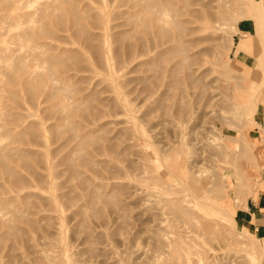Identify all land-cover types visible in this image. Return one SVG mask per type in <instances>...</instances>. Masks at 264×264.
<instances>
[{
  "label": "rangeland",
  "instance_id": "rangeland-1",
  "mask_svg": "<svg viewBox=\"0 0 264 264\" xmlns=\"http://www.w3.org/2000/svg\"><path fill=\"white\" fill-rule=\"evenodd\" d=\"M151 1L154 7L146 9ZM256 2L260 24L249 18L245 0L239 10L233 7L238 16L230 22L197 34L211 40L195 49L211 55L193 60L197 84L180 98L170 73L175 41L162 38L153 46L154 35L144 34L137 21L160 13L162 25L175 30L171 11L182 2L0 0V264H165L176 236L182 241L170 264H253L255 244H264V128L233 110L234 101L264 93L256 64L264 0ZM233 42L248 53L238 56ZM129 44L132 54L125 57ZM17 63L27 71H18ZM49 70L52 78L24 83L31 73ZM258 107L264 124V105ZM213 139L247 155L224 159L221 147L220 158L214 157ZM176 164L194 173L198 187L228 173L218 179L217 193L205 194L228 213L194 211L221 228L205 230L196 219L185 223L173 216L167 203L176 198L169 188L175 180L167 167L176 170Z\"/></svg>",
  "mask_w": 264,
  "mask_h": 264
},
{
  "label": "bare ground",
  "instance_id": "bare-ground-1",
  "mask_svg": "<svg viewBox=\"0 0 264 264\" xmlns=\"http://www.w3.org/2000/svg\"><path fill=\"white\" fill-rule=\"evenodd\" d=\"M249 1L251 3V5L249 7V10H250V12H249V14H250L249 15V18L253 20V23L256 26V25H258L259 20L262 18L259 15L260 13L258 11L259 8H260V4H259V2H256V1H259V0H249ZM179 2H182L183 4L181 6H179L178 8L176 7V11L173 10V9L171 11L174 15L176 14V21L175 20L174 21H171L169 19L171 21L170 23L172 24V27L174 25L175 30L166 28L164 25H162L161 22H165V20L163 19L162 15L160 13H154V15L153 16H149V18L143 17L142 19L138 20L137 22L145 30V33L144 34H146V35H152L153 34L154 35V37L151 40V43H152L153 46L157 47L159 41L162 38H171V39H173L175 41L174 45L172 44L173 45L172 46V49H173V52L172 53L176 54V65L171 70L170 73H171L172 76L176 74L174 76V77H176V79L174 77H172L173 78V82L172 83H174V85L176 86V96H179L180 98H184V97H186L188 95V93H189V87H191V84H194V83L197 84V82H196V75H197V73L199 71V68L195 65L196 64L195 62L193 63V60L196 59L197 55H199V54H204V56L205 55L206 56L207 55H211L210 54V50L207 49V48L195 49V46L196 45L201 44L203 42H208L209 40H211V38L210 39L208 38L209 36H202V37H200L197 34L202 33V32H203V34L204 33H207L208 30H218V29H220L219 27H220L221 24H225V22H230L231 20H229V19H232L231 16H236V17L238 16V15H235V14L233 15V11H232V10H234L233 7H237V10H239L242 7V5L245 3V0H176L177 5H178ZM153 5H154V2H152V1L151 2H148L147 6H146V9L153 8L154 7ZM195 5H198L200 7V9L191 8V7H194ZM66 8H67V6H66ZM144 9H145V7H144ZM28 13H30V12H28ZM69 13H70V11H69ZM52 14H53V12H52ZM30 16H32V15H30ZM170 17H172V16H170ZM180 18H182V19H180ZM151 22H154L155 23L153 27H151L152 24L150 26V23ZM74 25H75V27L77 26L80 29L78 31H81L82 32V30H81L82 28H81L79 22H77L76 20H74ZM149 26L151 27V29H149ZM45 27H47V26H45ZM260 27L261 26H259L258 28H260ZM27 30H26V32H27ZM78 31H77V33H79ZM258 31H259V36H260V40H261L260 43L262 45L261 46L262 49H261L260 54L257 57L256 64H257V67L259 69H261V71L264 74V29L260 28ZM41 32H42L41 34H45V32L43 30ZM27 34H28V37H32V35H33L31 31H29ZM74 37L77 39L78 36L77 37L74 36ZM147 40H148V38H147ZM165 41H167V40H165ZM162 42H164V41L162 40ZM123 43H125V42H123ZM232 44L235 45V42H233ZM235 46H237V49H238V52H237L238 56L248 53V52H246L245 47H243V44L242 43H238ZM146 48H147L146 44L140 45V53L143 54L146 51ZM125 50H126V52L124 51L125 52V57H126V53H127V55H131L132 54V50H133L132 49V45L129 44L126 47ZM97 52H99V51H97ZM97 52H96V54L98 55L99 53H97ZM159 54H161V53L159 52ZM169 54H171V53H169ZM115 56H116V54H115ZM45 60L49 64H51V65L58 63V60H55V59H52L51 60L50 58H48V59H45ZM198 63H199V61H198ZM16 68H17L18 71H21V72H26L27 71V68H26L25 64H23V63H17V67ZM155 72H157V71H155ZM168 73H169V71H168ZM53 75H54V73H52L51 70H49L46 73V75H42V74L39 75V74H33V73H31L29 77L28 76L26 77V80H25L24 83L26 85H29L34 80L37 81V82H43V81H45V80H47L49 78H52ZM263 77H264V75H263ZM7 78H9V80L12 83L15 82L14 79L10 75H8ZM259 86H260V88H262L264 86V79L259 84ZM27 88H28V92H29V95L30 96H33L34 94H36L37 89H32L31 87H27ZM11 95L12 96H15V92H11ZM48 95L49 96L53 95V92L48 93ZM212 98H213V96H212ZM209 100H211V99H209ZM256 100H258L257 101L258 103H256ZM246 101H248L249 105H247V106L244 107L243 105L246 103ZM234 102H235V105H236L235 110H233L234 114H236V115H243V114H245L246 115V113H247L249 115V117H250V118L248 117L249 118V121H251L253 123V125L258 126L260 129H263L264 128V126H263L264 124H260V121H259L262 118V115H261V112L259 111V107H258L260 104L261 105H264V93L259 92V94L254 95V96H250V97H246L245 96L243 100H238V102H236V101H234ZM61 107H60V109H63L64 108L62 105H61ZM233 107H234V105H233ZM67 111H70V110H67ZM90 112H91V110H90ZM70 113H72V111H70ZM79 113H80V111H79ZM177 114H179V113L177 112ZM255 119H257L258 121H256ZM263 120H264V117H263ZM226 136L227 137H230L229 135H226ZM117 138H119V137H117ZM207 138H209V137H207ZM223 143H221V142L218 143L216 141V139H213V142H211L209 144V148L211 149L212 155H214V157L215 156H218L219 157V154H218L217 151H219L218 149H220L221 147L223 148L222 151H223L224 159L225 158H229L230 160L233 161V159H231V157L233 155H234L233 157H236V155L237 156H241L244 153H245L244 155H247L246 152H245V150H242L241 152H240V150L237 151L236 146L234 148H231V150H230V146H228L226 144H223ZM111 151L112 150H110V152ZM122 159H123V157H122ZM124 160H126V159H124ZM176 160H178L177 157H176ZM222 161H223V159H222ZM2 166L5 169V171L9 174V177H11V178L15 177V175L13 174V171L9 168L8 165L5 164V162L2 163ZM66 166H68V165H66ZM155 166H158V165H155ZM153 167H154V165H153ZM154 168H156V167H154ZM158 168H159V166H158ZM167 168H168V170L169 169L171 170V173H172L171 175H172V177L175 180L174 181L175 184H170L169 185V188H172V190L174 188V190L176 191V198L173 199V200H168V203L167 204H168V207H169L171 213L173 214V216L176 217V220L181 221V222H185V223L186 222L187 223H195L194 220L196 219L197 222L198 221L200 222L199 223V224H201L200 226L203 229H205V230H210V229L211 230L212 229L214 230V229H216L218 227L221 228V222H219L218 220L211 219V218L210 219H204L202 217L196 216V214L194 213V211H196L197 209H207V210H210L211 211V212H209L211 215H217L218 213H222L223 211H225V210H222V209L214 206L213 201H211V199H209L210 196H206L205 194L207 192H210V191H212V193H217L216 187L220 184V182H217L218 179H223L225 177H228V173H226V175H219V176H217L218 174L217 175L214 174L208 180L205 177L206 179H204V178L203 179L204 180H207V181L200 182V183H202V185H200L198 187V184H197L198 179H197V177L194 175V173L192 171L191 172L189 171L190 172L189 173L188 170L184 166H181V164H176V170H174V167H172V166L169 167V165H168ZM133 169H134V167H133ZM157 169H156V171H157ZM70 170H71V173L72 174H76V170L74 168L70 167ZM131 170H132V168H131ZM152 181H153V179H152ZM211 183L213 185V188H211V189L209 188L208 189V184H211ZM166 187H168V186H166ZM226 187L228 189L229 188L231 189L230 183L228 181H227V186ZM163 201H165V200H163ZM163 201H161V202H163ZM226 212L227 211L223 212V214L226 213ZM214 231H212V232H214ZM241 233H242V235H244L246 237V234H247L246 231L242 230ZM248 236L249 235H247V237ZM253 237H254V235H253ZM156 239H157L156 240L157 243L159 245H162L163 241H161L160 236H157ZM179 240H180V237L176 236V243H175L176 244V248L178 247V244L180 243V241H182V240H180V241ZM164 244H165V242H164ZM255 246H256V249L258 250V253H257V257L251 255V258H252L251 259V261H252L251 263L254 264L255 262H257L258 264H264V244L263 245L262 244L261 245L255 244ZM176 248H173V246H172V248H171V249H173L172 250V252H173L172 259L167 260L165 262V264H170V262L173 260V258H176ZM177 254H180V253L177 252ZM6 256H8V255H6ZM176 259H178V258H176ZM182 262H184V261H182Z\"/></svg>",
  "mask_w": 264,
  "mask_h": 264
},
{
  "label": "crops",
  "instance_id": "crops-1",
  "mask_svg": "<svg viewBox=\"0 0 264 264\" xmlns=\"http://www.w3.org/2000/svg\"><path fill=\"white\" fill-rule=\"evenodd\" d=\"M259 54H260V53H259ZM263 188H264V176H263ZM262 197H263V196H262ZM259 199L263 201V200H264V197H263V198L260 197Z\"/></svg>",
  "mask_w": 264,
  "mask_h": 264
}]
</instances>
